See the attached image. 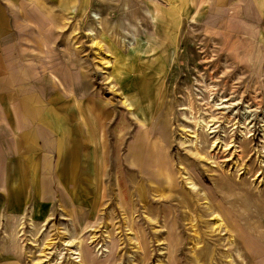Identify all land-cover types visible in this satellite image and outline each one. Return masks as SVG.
I'll list each match as a JSON object with an SVG mask.
<instances>
[{"label":"rangeland","instance_id":"rangeland-1","mask_svg":"<svg viewBox=\"0 0 264 264\" xmlns=\"http://www.w3.org/2000/svg\"><path fill=\"white\" fill-rule=\"evenodd\" d=\"M17 6L30 15L21 23L28 27L19 42L28 46L21 75L67 94L61 110L52 90L37 109L40 121L80 123L77 111L94 105L101 110L93 118L85 112L84 133L93 143L85 150L96 157L103 141L106 153L104 163L96 158L99 166H84L89 176L73 178L83 184L47 188L39 199L21 193L13 204L9 194L18 183L4 177L0 264H73L76 246L66 242L78 238L91 264H231L228 253L232 264H264V0H19ZM116 125L121 150L109 139ZM137 143L156 165L149 170L161 180L170 176L169 183L157 186L149 170L142 177L140 163L125 160ZM156 153L169 173L157 168ZM114 154L124 164L119 170ZM210 213L222 218L221 232H208ZM233 238L239 244H230Z\"/></svg>","mask_w":264,"mask_h":264},{"label":"crops","instance_id":"crops-1","mask_svg":"<svg viewBox=\"0 0 264 264\" xmlns=\"http://www.w3.org/2000/svg\"><path fill=\"white\" fill-rule=\"evenodd\" d=\"M14 5H19V0H0V184L4 182V177L5 183L8 177L18 183V189L9 194L13 204L19 201L21 193H25L29 200H34L39 199L50 187L62 192L70 185L73 187L83 184L78 178L85 174L89 176V172L84 171V166L86 169H91L95 164L99 166L96 161L98 156L93 157L91 151L85 150V145L93 144L88 142L91 138L84 133L85 112L89 118H93V114L98 116L101 110L99 108L97 112L98 107L91 105L90 111H77L82 116L80 123L67 121L60 125H51L40 121L42 115L37 109H43L48 104H44V101L51 98L52 90L53 95L63 100L60 103L64 105L61 110L64 107L67 110V94L60 88L53 89L51 83L46 81H40L37 85L29 83V74L27 77L25 74L21 75V57L24 49L28 47L19 43L22 33L25 38L28 36L27 25L21 23L22 19L29 18L30 15L23 16L19 6L15 9ZM55 90L58 91L57 94ZM36 105L43 106L38 108ZM62 117L67 120L66 116ZM91 122L87 120L86 123ZM115 127L120 126L109 127V139L119 147L121 140L117 137L118 129ZM84 153L87 154L84 156ZM128 158L126 155L125 160ZM112 160V165L119 170L122 163L120 154L118 159L114 154ZM128 161L131 164L129 159ZM75 177L78 178L73 180ZM71 197L74 198L72 195ZM93 261L88 253L85 264Z\"/></svg>","mask_w":264,"mask_h":264},{"label":"bare ground","instance_id":"bare-ground-1","mask_svg":"<svg viewBox=\"0 0 264 264\" xmlns=\"http://www.w3.org/2000/svg\"><path fill=\"white\" fill-rule=\"evenodd\" d=\"M89 35H93V32H92V30L91 31H88L87 32ZM92 44L93 45H97V42L95 41V40H92ZM129 46V45H128ZM106 55V54H105ZM105 62H106V65L108 66L109 65V63L111 62V59L109 58H106V56H105V60H104ZM110 83V82H109ZM110 87H111V89H113V85H111L110 84ZM122 102H123V104L128 108V109H130L131 110V107H130V104L126 101V100H122ZM208 128H210V127H208ZM139 140V139H138ZM139 143H137V145H135V146H130V149H129V153L127 154V156L128 157H132V163H136V164H139V169H140V172H141V176L142 177H145L144 175H146L147 173V170H149V167H156V165H149L148 164V162H149V160H147L151 155L149 154V153H145V155L144 154H142L141 152H140V150H141V148L139 149ZM104 153H106V150H105V148H104V143H103V141H101V142H99V147H98V153H97V156H98V158L100 159V161L101 162H103L104 161ZM113 154V153H112ZM150 155V156H149ZM159 153H156L155 155H153V159H154V161H158V167L157 168H163L164 167V170L166 171V172H170V168L168 167V163H167V160H161L160 158H158L159 157ZM151 161V160H150ZM104 163V162H103ZM147 168V169H146ZM149 172L151 173V175H152V177L154 178V180H157V181H155V184L157 185V186H161L162 184H163V182H168L169 183V179H170V176H168V177H165V178H163L162 177V180L160 179L161 178V175L159 174V172H156V171H154V172H152V171H148V174H149ZM166 175H167V173H166ZM148 177L149 178H151V176H149L148 175ZM188 187L189 188H191V189H195L194 187H193V185L191 184V182H188ZM151 189V188H150ZM199 195H201L200 193H198ZM203 195L204 196H206L205 198H207V192H203ZM203 196V197H204ZM205 204V206H202L201 208H202V214H203V212L204 213H206L207 214V202H205L204 203ZM210 206V205H209ZM214 213V212H213ZM213 213H210V215H212L213 217L211 218V219H214V221H213V225L212 226H209L210 227V230H208V232L210 233V234H212V233H215V232H221V230H222V226H223V223H222V218L218 215V214H213ZM225 213V212H224ZM227 213V212H226ZM207 222V220H204V222ZM195 224V223H194ZM193 225V224H192ZM207 225V224H206ZM205 225V226H206ZM233 226V225H232ZM234 227V226H233ZM232 227V228H233ZM232 228H230L231 229V231H233L232 230ZM235 228V227H234ZM206 229H207V227H206ZM226 229V228H225ZM224 229V230H225ZM196 235V234H195ZM198 235V234H197ZM196 235V236H197ZM221 235V234H220ZM233 235H237V234H235V233H233ZM232 235V236H233ZM69 236V235H68ZM238 236V235H237ZM76 237H79V236H76ZM92 237V236H91ZM241 237H243V239H241L242 241L244 240V239H246L247 238V236L244 234V235H241ZM196 238V237H195ZM216 238H218V237H216ZM213 239V238H212ZM196 240V239H195ZM233 241H234V243H235V245L236 244H239V241L237 240V239H235V238H233V239H231L230 240V244H233ZM252 240L250 239V238H247V240H245V246L247 247V245L249 246V247H252V242H251ZM69 243H74L75 244V246H76V248H74V249H72V248H70V250H71V255H72V258L74 259V262L75 263H73V264H85V262H84V257H86V256H84V254H83V252H82V247L80 246V243H81V239H77V240H75L74 239V241L73 240H67V242H66V244H69ZM64 244H65V242H64ZM70 244V245H71ZM73 245V244H72ZM137 248L138 249H140V251H142V253H143V255L145 254V249L143 248V246H142V244L139 242V241H137ZM246 249H248V248H246ZM249 251H250V253H249V255L250 254H252V249H248ZM61 251V250H60ZM254 253V252H253ZM230 253H228L227 254V257L228 258H230V261H228V262H230L231 264L233 263V260H232V258H231V255H229ZM60 255V254H59ZM253 255V254H252ZM58 257V256H57ZM227 258V259H228ZM196 259V261L198 260V258H195ZM254 259V258H253ZM225 260V259H224ZM195 261V260H194ZM217 261V263L218 264H221V262H223L222 260H220V259H218V260H216ZM226 261V260H225ZM39 263V262H38ZM57 263V262H56ZM253 264V263H252Z\"/></svg>","mask_w":264,"mask_h":264}]
</instances>
